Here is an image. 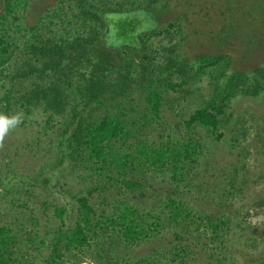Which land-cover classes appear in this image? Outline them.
Wrapping results in <instances>:
<instances>
[{
    "label": "trees",
    "instance_id": "1",
    "mask_svg": "<svg viewBox=\"0 0 264 264\" xmlns=\"http://www.w3.org/2000/svg\"><path fill=\"white\" fill-rule=\"evenodd\" d=\"M155 1L70 0L51 16L57 29L27 41L23 50L7 34V14L0 16V76L8 85L0 114L20 103L26 109L44 108L53 119L66 117L55 147L58 161L91 184L85 196L82 188L73 195L79 210L72 227L65 223L67 208L52 202L43 204L46 210L53 207L55 219L44 235L26 226L25 221L37 225V215L1 224L0 264H41L49 249L43 264L63 263L66 252L90 246L93 228L110 227H120L128 244L152 241L154 248L162 246L153 257L127 264H196L201 255L205 264H239L237 254L245 250H262L264 256V233L251 224L250 208L244 205L254 168L243 144L250 127L234 122L232 112L235 101L256 100L264 93V59L246 74L230 73L227 55L188 59L178 55L179 49L160 47L164 54L157 57L161 51L153 49L154 39L164 32L156 34L160 20ZM40 24L32 27L33 33ZM204 76L210 78V89L201 105L175 117L176 126L172 122L162 129L161 119L178 104L171 103L169 92L182 93ZM200 131L218 141L229 132L235 148L244 145L236 148L237 160L225 166L209 161ZM255 142L264 153V118ZM110 166L108 186L103 180ZM109 188H115L113 197L124 196V206L116 207L124 209L95 221L90 199ZM145 196L154 204L145 206ZM252 202V209L264 212V193ZM160 228L175 233L177 243L168 247ZM254 254L244 255V264H251Z\"/></svg>",
    "mask_w": 264,
    "mask_h": 264
},
{
    "label": "rangeland",
    "instance_id": "2",
    "mask_svg": "<svg viewBox=\"0 0 264 264\" xmlns=\"http://www.w3.org/2000/svg\"><path fill=\"white\" fill-rule=\"evenodd\" d=\"M8 1L12 2L8 4ZM69 1L0 0V16L7 14L6 19L3 20L4 27L9 29L7 34L22 48L27 41L45 37L57 29L56 19L51 16L58 6L67 7ZM154 3L160 20V27L156 30V34L164 32L154 39L153 49L161 51V53H155L157 57H163V48L179 49L178 55L188 59H194L201 54L227 55L232 60L230 73L252 74L262 64L264 0H156ZM37 23H41L42 28L33 33L31 29ZM2 27L0 22V33ZM166 29L170 30V34L165 32ZM7 41L11 42L12 39ZM161 60L158 58L156 62L159 63ZM2 79L3 77L0 76V110L5 108L1 99L5 89H8V85H3ZM209 82V76H204L203 80L185 87L182 93L169 92L171 103L178 104L174 106L173 112H167L163 116L160 127L169 128V125L176 120L175 117H184L188 111L200 106L202 97L208 95ZM43 109H26L18 103L8 112L0 114V118L18 120L15 126L9 128L3 139H0V163L3 167V170H0V225H14L17 222V216L25 217L27 220L30 215H37V225L32 224L31 221H25V223L26 226L31 227L30 229H36L40 235H44L45 231L53 226L52 221H55L53 207L46 210L47 205L43 207L44 202H52L67 208L65 223L67 228L72 227L75 225L79 210L78 202L73 195L82 188L85 196V190L91 185L88 181L79 180L76 175L74 177L67 166L59 163L55 147L61 135V124L65 122L66 117L57 116L53 119L49 116L50 113L44 112ZM232 112L234 122L240 120L246 123L245 126L250 127L248 142L243 144L250 150L248 163L254 168H252V179L250 178L249 198H245L244 205L250 208L251 224L259 226L256 227L264 233L263 226L260 227L264 222L263 210L258 211L250 207L254 205L253 199L258 197L260 192L264 193V180H261L264 178L260 174L264 172V153L255 142L260 134L264 118V93L256 100L249 98L235 101ZM173 124L177 125L174 122ZM199 136L206 141L203 152L208 156L207 159L216 165L225 166L231 161L235 162L238 158L236 148L244 147L243 145L235 148V141H231L229 132L220 141L212 135H205L203 131H200ZM113 168L110 166L106 171L103 182L106 181L108 184V177ZM114 192L115 188H109L107 193H95L90 199V204L96 213L95 221L101 220L103 216L119 215L124 209V207L116 208L123 205L121 203L125 199L124 196L114 194L115 197H113ZM154 201L145 196L144 205L151 206ZM190 202L194 203V201ZM238 205L236 203L235 209ZM60 224L57 220L56 226ZM160 229L162 231L160 238L168 247L171 246L170 242L177 243L174 241L175 233L170 232L169 229ZM256 235L259 236V234ZM89 237L90 246L82 250L74 249L66 252L63 263L56 260L55 264H127L138 262L147 256L153 257L154 251L162 248V246L154 248L152 241L128 244L121 235L120 227H110L108 230L93 228ZM51 252V249L44 250L39 263L43 264V259L49 257ZM252 253L255 254L251 264L254 260H257V264H263L262 250L257 252L245 250L237 254L238 263L244 264L245 260L247 262L244 255ZM202 256H196L198 257L196 264H205Z\"/></svg>",
    "mask_w": 264,
    "mask_h": 264
},
{
    "label": "clouds",
    "instance_id": "3",
    "mask_svg": "<svg viewBox=\"0 0 264 264\" xmlns=\"http://www.w3.org/2000/svg\"><path fill=\"white\" fill-rule=\"evenodd\" d=\"M17 123L18 120L16 118H12V119L0 118V139H3V137L7 134L9 128L11 126H15Z\"/></svg>",
    "mask_w": 264,
    "mask_h": 264
}]
</instances>
